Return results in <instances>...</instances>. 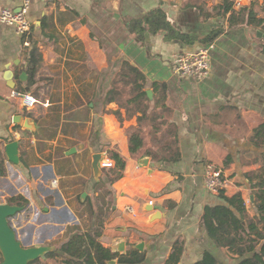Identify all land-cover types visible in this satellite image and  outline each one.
Wrapping results in <instances>:
<instances>
[{
    "label": "crops",
    "instance_id": "obj_1",
    "mask_svg": "<svg viewBox=\"0 0 264 264\" xmlns=\"http://www.w3.org/2000/svg\"><path fill=\"white\" fill-rule=\"evenodd\" d=\"M21 3L0 0V13L18 11ZM218 6L211 0H32L27 36L0 23V204L16 196L28 201L10 219L18 223L24 247L56 250L77 233H91L104 247L124 240V253L143 244L139 264H165L176 242L183 247L178 264H194L204 252L221 264L238 263L208 237L202 216L206 206L226 205L220 194L240 195L246 216L257 214L248 178L254 182L264 172V142L256 145L251 137L264 124V38L258 36L264 28L230 23L233 10L221 16ZM245 8L243 18L249 12L264 20V1ZM154 10L180 36L145 32L140 39L126 28V21ZM28 40L37 50L31 85L26 72L31 46L23 44ZM208 45L204 80L173 73L174 54ZM125 63L142 73L145 92H151L147 117L155 118L149 122L159 130L140 123L153 145L151 157L128 151L127 130L138 127L141 114L126 118L124 108L105 101ZM21 96L36 103L27 109ZM27 118L34 131L23 128ZM174 140L176 151H165V143ZM13 142L18 147L11 162L6 146ZM95 154L101 156L97 177ZM104 157L113 168L100 167ZM142 158H148L146 168L139 164ZM209 162L231 179L224 193L204 187ZM147 207L160 218L151 221ZM38 260L62 264V258Z\"/></svg>",
    "mask_w": 264,
    "mask_h": 264
},
{
    "label": "trees",
    "instance_id": "obj_2",
    "mask_svg": "<svg viewBox=\"0 0 264 264\" xmlns=\"http://www.w3.org/2000/svg\"><path fill=\"white\" fill-rule=\"evenodd\" d=\"M218 7L221 10V16H225L232 10L227 3ZM246 9L240 10L238 13L232 11L229 16L230 23H248L264 28V20L256 19L254 13L248 12L246 17H242L243 13L247 12ZM125 26L131 33H136L140 39L145 32L155 34L164 31L168 37L180 36L167 21L161 10H154L145 14L142 18L126 21ZM211 39V37L207 38V40ZM36 53L37 50L32 45L27 53L28 85L32 84L36 71ZM116 96L121 97L122 100H116ZM105 99L108 103L115 102L118 107L124 108L126 118H130L135 113L141 114L138 118V127L127 130L128 151L132 156L151 157L153 145L151 142L147 144L140 123L155 121V118L153 116L147 117L150 102L145 92V78L142 73L134 66L125 63L119 76L113 80L111 89L107 92ZM150 128L151 131L155 132L159 130L153 124ZM251 137L256 145L259 140L264 142V124L255 129ZM173 143L167 145L168 142H166L165 151L175 152L176 140ZM169 158H173V156ZM3 174L4 170L0 168V176ZM252 181V178H248L251 193L254 195V206L257 212L255 217L248 218L246 216L245 203L240 195L227 198L220 194L226 205L206 206L203 210L202 224L208 237L217 248L225 250L231 259L236 258L238 260L237 264H264V172L254 182ZM7 204L24 209L27 207L28 201L21 196H16L8 198ZM173 247V251L168 256L165 264H178L180 261L183 247L178 242ZM44 258H62V264H106L105 262L111 260H116V264H139L144 261L145 255L135 247L128 249L123 254H118L112 252L111 248L102 246L91 233H77L62 243L59 249L47 252ZM37 262L39 264V260L29 264H37ZM194 264L221 263L210 252H204Z\"/></svg>",
    "mask_w": 264,
    "mask_h": 264
},
{
    "label": "built area",
    "instance_id": "obj_3",
    "mask_svg": "<svg viewBox=\"0 0 264 264\" xmlns=\"http://www.w3.org/2000/svg\"><path fill=\"white\" fill-rule=\"evenodd\" d=\"M32 0H22L18 11L4 9L0 13V23L13 27L19 36H27L30 31V23L27 20V13ZM52 1V0H49ZM216 5L229 4L233 11H239L254 3L264 0H211ZM24 46L28 47L29 42L24 41ZM212 45L199 49L196 53H178L171 57V69L179 77L202 81L206 78L209 71V51ZM13 96H18L13 94ZM23 106L27 109L33 107L35 100L28 96H21ZM113 161L104 157L100 163L102 169L113 168ZM203 184L205 189L213 194L224 193L231 186V179L225 175L223 169L218 165L209 162L205 165L203 173ZM152 206L153 201H148Z\"/></svg>",
    "mask_w": 264,
    "mask_h": 264
},
{
    "label": "water",
    "instance_id": "obj_4",
    "mask_svg": "<svg viewBox=\"0 0 264 264\" xmlns=\"http://www.w3.org/2000/svg\"><path fill=\"white\" fill-rule=\"evenodd\" d=\"M264 38V35L258 34ZM22 77H26V74L23 73L20 76V80ZM148 98L151 96V92H146ZM23 128L25 130L34 131V123L32 119H24ZM17 142L10 143L6 146V154L8 159L11 162L16 160L15 155L17 152ZM100 154H95L92 156V169L94 176L97 177L100 174V170L98 169V160L100 158ZM148 162V158H142L139 161L140 166L142 168H146ZM85 194H82V198H84ZM251 200L253 197L251 196ZM23 211L22 207L13 206L9 204H0V253L2 256V262L0 264H29L35 260H38L47 252L53 251L54 249L50 246H36V247H24L21 242L18 240L16 231L13 229L10 219ZM146 213L151 214V221L160 218L159 212L153 213V209L151 207H147L145 209ZM110 248H112L115 252L119 254H123L125 251V241L119 240L117 243L113 244ZM137 250L142 251L143 244H138L135 246ZM106 264H115L114 260L105 262Z\"/></svg>",
    "mask_w": 264,
    "mask_h": 264
},
{
    "label": "rangeland",
    "instance_id": "obj_5",
    "mask_svg": "<svg viewBox=\"0 0 264 264\" xmlns=\"http://www.w3.org/2000/svg\"><path fill=\"white\" fill-rule=\"evenodd\" d=\"M148 143H149V142H147V144H148ZM154 143H156V142H154ZM155 145H156V144H155ZM157 146H158V144H157ZM112 159H115V158L112 157ZM14 217H15V216H14ZM26 217H28V216H26ZM16 224H18V223H17L16 221H14V220L11 222V225H12V227H13V229H14L15 231L17 230L16 227H15ZM26 240H27V239H24V240H23V243H24V244H27V241H26ZM33 240H35L36 242H38V235H37V232H34V233H33ZM35 241H34V242H35ZM1 262H2V256H1V253H0V263H1ZM37 264H38V262H37Z\"/></svg>",
    "mask_w": 264,
    "mask_h": 264
}]
</instances>
